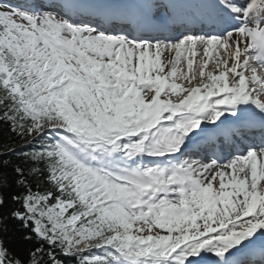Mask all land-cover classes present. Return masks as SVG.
Wrapping results in <instances>:
<instances>
[{"label": "snow or ice", "instance_id": "1", "mask_svg": "<svg viewBox=\"0 0 264 264\" xmlns=\"http://www.w3.org/2000/svg\"><path fill=\"white\" fill-rule=\"evenodd\" d=\"M261 97L264 0L0 4V264H264Z\"/></svg>", "mask_w": 264, "mask_h": 264}, {"label": "trees", "instance_id": "2", "mask_svg": "<svg viewBox=\"0 0 264 264\" xmlns=\"http://www.w3.org/2000/svg\"><path fill=\"white\" fill-rule=\"evenodd\" d=\"M12 141H15L14 146H16L17 148L21 144H23L22 143L23 141L15 137L14 134L9 133L6 127L0 126V144H10L11 145ZM10 158L13 160V162L17 161V157L15 156H12ZM9 228L11 229V231L7 234V236L12 238L13 246H16L19 248L27 247V245L23 241L19 240L20 233L16 231V226L10 223Z\"/></svg>", "mask_w": 264, "mask_h": 264}, {"label": "bare ground", "instance_id": "3", "mask_svg": "<svg viewBox=\"0 0 264 264\" xmlns=\"http://www.w3.org/2000/svg\"><path fill=\"white\" fill-rule=\"evenodd\" d=\"M203 59H206V57H203V58H198L197 60H195V63H194V68H193V71L195 73H197V81L196 82H199V77H198V72H199V66L201 65V63L203 62ZM214 63H209L208 67L206 68V71H213L215 72L216 71V65H212ZM180 68L182 69H185L186 70V64L184 63H181L179 65Z\"/></svg>", "mask_w": 264, "mask_h": 264}]
</instances>
